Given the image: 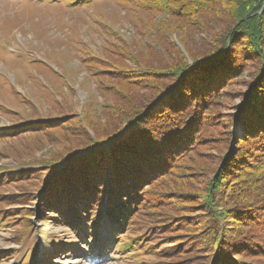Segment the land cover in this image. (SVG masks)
<instances>
[{"label": "rangeland", "instance_id": "1", "mask_svg": "<svg viewBox=\"0 0 264 264\" xmlns=\"http://www.w3.org/2000/svg\"><path fill=\"white\" fill-rule=\"evenodd\" d=\"M159 3L0 0V264H264V160L245 164L250 172L243 176L232 174L217 197L219 209L233 207L230 212L237 215L244 209L254 219L248 220L250 226L226 230L229 223L201 201L211 194L208 188L224 158L230 152L236 158L241 150L233 125L242 85H233L212 103L205 118L198 113L195 141L189 138L181 149L172 143L164 167H151L161 162L158 155L131 159L134 174L148 163V178L127 181L130 194L122 197L134 202L124 229L106 215L115 187L121 194L117 185L100 181L76 187L70 174L57 182L73 162L46 175L45 183L25 186L32 192L24 197L18 194L22 184L2 177L24 173V166L36 170L51 154L78 145L86 133L93 135L91 127L102 123L109 105L153 92L151 73L187 55L179 37L191 35L188 27ZM207 31H193L190 43L206 47ZM146 71L148 82L137 74ZM12 161L24 163L12 169ZM239 164L231 161L226 173ZM79 170L84 174V168ZM125 179L121 174L114 180L123 187ZM95 219L102 223L97 241L89 229ZM197 228L214 230L231 257L218 256L219 247L211 251ZM132 241L139 246L121 249Z\"/></svg>", "mask_w": 264, "mask_h": 264}, {"label": "trees", "instance_id": "2", "mask_svg": "<svg viewBox=\"0 0 264 264\" xmlns=\"http://www.w3.org/2000/svg\"><path fill=\"white\" fill-rule=\"evenodd\" d=\"M127 1L133 2L134 0ZM139 1L146 4L147 7L148 4L159 1L161 9L167 7L171 12L170 15H176L179 19L184 20V24L189 30L188 33L191 35L186 37L180 35L179 38L187 55L179 61L165 66L159 71L160 73H151L156 77L152 85H149L150 91L153 92L109 105L107 111L110 112L104 114L106 117L104 122L102 121L96 127H91L93 135L86 133L87 135L81 137L83 140L78 145L67 147L57 155L51 154L52 157L39 163L38 169H36L39 171L28 170V167L24 166L26 168L22 170L24 173L10 171L12 172L10 175L2 177L9 179L10 184L18 181L23 188L22 192L18 194L21 197L28 196L32 191L25 186H32L40 182L43 184V181L45 183L44 177L46 175L54 176L56 166H65V168L68 166L73 156L68 157L67 155L73 148L88 144L72 161L73 163L71 162L72 167L69 171L62 173L57 182H65L63 179L70 174V181L76 183V187L81 184L91 187L92 184L100 181L103 185L108 183L117 185L121 194L117 192L116 187L114 189L116 194L112 190V209L107 210L106 215L118 229H124L128 225L127 221L131 219L132 202L134 201L131 197L126 201L122 197V193L126 191L127 195L130 194L127 187L128 182L136 183L138 179L148 178V163L142 166L141 172L134 174L130 168L131 159L141 158L148 161L158 155L159 162H161L151 167L154 170L161 169L166 163L163 157L169 154L172 143L181 149L189 138L192 143L195 141L194 126L200 122L198 113L208 115L212 103L225 92L227 93L233 85H242L243 90L236 92L240 97V104L236 108L238 114L233 125L235 132L239 134L237 147L241 150L237 152L238 157L236 158L231 156L233 152L224 158L218 174H215V180L211 183V190L208 188L211 194L202 196L201 201L209 211H217L216 215L229 223L226 230L236 232L250 226L248 220L254 221V219L247 217L244 209L240 211L239 215L230 212L233 207L219 209L217 197L221 194L219 189L227 188L226 183L231 180L232 174L243 176L246 172H250L244 166L245 164L251 162V166L256 165L257 157L264 160V0H166V3L164 0ZM205 15L209 16L206 18ZM198 16L203 19L196 21ZM190 30L202 33L208 30L206 33L209 34L207 38L209 42L206 47H197V41L190 43L195 33ZM118 72L122 75L125 73ZM137 74L143 79L146 77L148 82V74H150L148 71ZM239 80H241L240 83H238ZM166 91L163 98L156 102L157 98ZM158 104L160 105L158 106ZM190 112L192 113L191 118L188 115ZM204 115L203 118H205ZM67 117L74 119L75 115ZM182 117L185 118L181 121L180 129L182 130L178 131L177 122ZM55 121L57 119L51 120L53 123ZM36 149L35 147L32 150ZM24 161L16 164L14 163L16 161H12L15 164L12 169L20 166L19 164ZM36 161L38 160L35 159L32 163H36ZM231 161L236 164L239 162V167L234 169V173H226L228 172L226 166ZM241 166L243 167L241 168ZM80 167L84 168V174L79 170ZM96 174H100L101 177L96 178ZM121 174L126 177L122 183L123 187L116 181ZM115 176L116 180H114ZM128 177L135 179H127ZM68 187L71 188L72 185L69 183ZM13 195L15 193H11L10 196ZM202 204L199 203L197 206H202ZM193 207L196 206L193 205ZM87 213H91V211ZM91 217L93 218V216ZM92 222L89 229L94 237L93 240L97 241L101 236L98 229L102 223L96 219ZM200 225L203 223L201 222ZM196 231V234H202L201 242L209 245V248H212L211 251L219 247L216 251L218 256L221 257L223 253H226L228 259L231 257L230 251L226 252V248L221 247V240L218 239L214 230H198L197 228ZM234 236L230 235L229 238ZM135 240L136 238L133 239V241ZM133 241L123 244L121 249L139 246L140 243L134 246ZM229 245L232 246V244ZM215 261L217 263L216 259Z\"/></svg>", "mask_w": 264, "mask_h": 264}, {"label": "water", "instance_id": "3", "mask_svg": "<svg viewBox=\"0 0 264 264\" xmlns=\"http://www.w3.org/2000/svg\"><path fill=\"white\" fill-rule=\"evenodd\" d=\"M166 93H167V91H166L165 93H163L162 95H160V96L157 98L156 102H157V101H160ZM127 126H128V125H127ZM87 145H88V144H83V145H81V146H79V147H76V148H73V149H72V151L67 155L68 157H69V156H73L72 159L69 161V164H70V163H71L76 157H78V156L80 155V153L82 152V150H83ZM69 164H68V165H69ZM64 168H65V166H60V165H58V166H56V172H59V171L63 170Z\"/></svg>", "mask_w": 264, "mask_h": 264}]
</instances>
